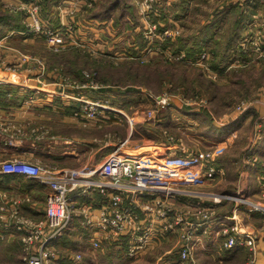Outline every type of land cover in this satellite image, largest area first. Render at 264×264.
I'll use <instances>...</instances> for the list:
<instances>
[{"label":"rangeland","instance_id":"obj_1","mask_svg":"<svg viewBox=\"0 0 264 264\" xmlns=\"http://www.w3.org/2000/svg\"><path fill=\"white\" fill-rule=\"evenodd\" d=\"M63 1H66L64 5H62ZM129 1L134 4L136 12L135 17L132 16L134 19L130 14L120 19L117 17L118 14L111 13L112 10L106 11L107 14H105L106 6L103 5L105 0H60L51 4L49 9L44 5V0H0L1 13L18 14L25 25L23 32L17 33V36L4 35L0 38V68L16 69L17 77H13L19 80L22 74L24 78L22 80H25L28 77L35 78L37 75L31 68L32 63L38 65L39 62H43L46 67L51 64L56 65L57 71L64 79L59 87L57 86L59 92L65 90L63 93L67 95L75 93L73 95L78 97H92L124 110L125 113H121L119 118L114 119L118 123L112 127V131H108L110 127L103 125L110 121L102 122V120L97 123L91 121L88 125L82 124L88 129L86 131L77 126L72 127L74 135L84 133L86 135L84 137L98 138L99 140L95 141L97 148L105 144V139H108L106 135L111 132L121 136L122 140L125 139L120 144L130 147L129 152H140L133 148L137 142H142L140 134H136L133 127H137L140 123L145 124L148 126L147 131L150 135L145 129H140L139 132L146 135L145 138L150 140L149 142L155 143L154 147H147L151 151L145 154L163 158L162 154L165 152L163 153L162 150L164 149L167 153L179 151L185 154L212 150L224 162L228 159L229 173L222 177L217 176L213 181L199 179L195 182V187L216 193H234L240 188L244 189L247 181L243 180L244 184L240 185V179L234 171L245 163L244 157L250 156L251 159L256 157L253 156L255 152L252 153L250 150V143L261 138H258L260 132L255 116L251 120V115L244 118L239 116L250 112L256 114V110L264 104V48L260 47V37L251 34L249 40L245 39L244 42L239 40L237 44H234L230 49L234 55V61L221 71L212 66L220 56L215 52L210 54L203 51L201 54H205V57H201L200 54L199 59L195 56L190 58L185 56L186 49L193 48L195 45L189 44L186 48L181 46L182 43H191L193 38L188 39L187 34L195 28L194 20L188 21L189 23L187 22L185 26L182 25V29L172 17L163 20L161 9L165 3L163 0ZM92 12L101 13L104 18L101 19ZM33 13L39 17L46 31L52 30L57 34L58 43L54 44L55 41H51L44 34L39 37L33 36L34 25L29 23V21L32 22L30 15ZM55 14L58 15L56 18L51 17ZM169 39L172 44L163 48L164 46L161 45ZM174 46H179L181 50L176 52L173 50ZM167 48H169L168 51ZM75 51L79 53H77L80 56L79 61ZM261 51L262 54H259ZM54 53H67V62H62L60 59L56 61L53 57ZM246 55L251 59H246ZM20 59H25L27 62L22 67L18 63ZM75 61H78L75 67L81 69L80 75L74 69L73 73L67 70V67L71 70L70 64H74ZM43 74L44 72L40 73L39 80L43 81ZM67 81L69 84L66 83ZM24 83L30 84V81L26 80ZM93 83L97 84L98 88L91 87ZM36 89L46 93L52 90L50 87H44L43 84H39ZM69 99L72 102L76 101L77 104L80 102ZM243 107L247 108L240 112L239 109ZM181 109L205 112L216 127L232 125L238 130L236 133L234 130L225 139L219 136L213 138L209 134L207 136L203 132L205 127L200 121ZM166 117L167 124H156V122L166 123ZM234 117H237L236 120ZM14 128L18 133L17 126ZM132 128L134 130L131 134ZM126 129L131 134L127 141ZM124 134L126 137L123 136ZM206 139L211 141L207 143ZM226 140L227 143L221 145ZM79 145L81 146L80 143ZM82 148L86 152L87 148L84 146ZM4 149H6L5 146H0V153L4 152ZM141 150L144 149L141 148ZM71 158L74 160L68 167L73 168L81 164L76 157L71 156ZM2 159L0 157V161ZM250 169L247 166L245 170L250 174ZM251 176L252 178H249L251 189L258 193L260 181L255 180L254 175ZM245 191H240V194ZM7 193L10 197L18 195L20 202L25 197V194L21 196L13 190ZM251 197L256 198V195ZM1 201L0 206H3V210L0 214H5L3 211L8 208V204ZM208 203L209 201L205 202L206 205ZM232 203L224 201L219 205L218 213L222 216L219 219L220 222L229 221L226 215L232 214L234 202ZM23 204L25 201L22 202ZM190 208L187 203L184 204L182 200L176 199L175 209L171 211V219H174L177 210H182L186 214L187 209ZM27 212L30 213V211ZM240 214L247 218L244 211ZM39 215L43 216L41 213ZM153 217L157 219L156 214ZM191 218L192 216L188 215L187 221L192 220ZM79 223L70 225L71 228L68 227L64 235L59 237L58 243L55 239L54 244L60 255L59 259L57 257V264L61 261H64V264H88L91 259L95 261V257L104 251L105 254L108 250L122 251L119 247L113 249L110 242L105 243L103 249H94L88 241L91 232L85 227L81 228ZM253 223L256 225L257 219ZM161 228L162 226L155 231L157 235L155 247L127 264H176V259L178 260L177 232L175 230L165 232ZM219 228L220 225L218 229H214L216 233ZM18 236V234L12 235L0 241V264H22L23 251L20 246L19 248L17 245L8 246L9 241H18L19 238L16 239ZM199 246H196L194 251ZM79 251L83 253L81 260L74 257ZM200 253V250L193 252L197 262L202 256V254L197 256ZM247 259L243 264H247ZM102 263L97 260L96 264Z\"/></svg>","mask_w":264,"mask_h":264},{"label":"built area","instance_id":"obj_2","mask_svg":"<svg viewBox=\"0 0 264 264\" xmlns=\"http://www.w3.org/2000/svg\"><path fill=\"white\" fill-rule=\"evenodd\" d=\"M30 18L32 22L29 23L34 25V36L44 34L55 41L54 44L59 42L55 32L43 28L38 16L33 13ZM201 57L204 58L205 54H201ZM203 61L205 62L204 59ZM37 66L40 73L45 72L43 62H39ZM6 80L0 78L1 82ZM66 83L69 84L68 81ZM91 85L98 87L94 83ZM73 94L75 93L64 96L80 101L78 104L74 102L73 116L83 125H88L91 121H111L125 113L102 100ZM130 123L133 122L130 120ZM257 126L261 134L264 104L261 105ZM3 127L0 121V146L22 153L23 149L16 143L15 133L8 132L7 126ZM133 130L132 128L131 134ZM131 134L129 132L126 141ZM111 137L117 143L125 141L115 134L110 135L105 143H109ZM65 146L76 152L78 157L85 154L77 141H66ZM215 156L216 153L212 150L190 157L179 155L167 158L145 153L130 155L111 151L98 164H81L73 168L46 163L36 157L17 155L4 158L0 161V173L25 175L44 184L48 190L45 214L42 217L28 216L23 212L22 202H31L28 195L21 202L14 197L10 201L6 200L8 208L3 211L5 214H0V237H6L5 231L11 228L22 232V264H52L60 257L54 244L55 239L62 237L70 225L80 221V227L91 232L88 241L94 249H103V245L110 242L114 247H119L124 256L135 259L155 247V231L162 226L161 230L165 232H177L176 264H193L194 249L202 245L203 237L222 217L218 213L219 205L224 201H233L232 214L226 215L229 221L221 222L223 245L227 249H247V264H264V254L258 255V242L264 238V175L260 177L256 198L244 193H216L195 187L198 178L213 181L224 173V168L216 162ZM193 165L199 166L194 169ZM176 199L191 207L187 209V217L184 211L177 210L174 219H171ZM207 201L209 203L206 205ZM2 210L3 206H0V211ZM241 211L246 213L248 222H244ZM155 214L157 219L153 217ZM188 215L192 216V220L187 221ZM255 215L263 220L262 230L257 229L253 223ZM74 257L81 260L82 251L77 252ZM63 262L60 264H64Z\"/></svg>","mask_w":264,"mask_h":264},{"label":"crops","instance_id":"obj_3","mask_svg":"<svg viewBox=\"0 0 264 264\" xmlns=\"http://www.w3.org/2000/svg\"><path fill=\"white\" fill-rule=\"evenodd\" d=\"M60 1V0H58ZM62 5L66 3V1H63ZM165 2L163 4L164 8H168L169 11H165L162 13L163 20L169 19V17L173 19L177 23V25L185 26L187 25V22L190 20H194L195 22V28L193 30L189 31V38H193L191 43H182L181 46H185L183 48H186L189 44H195L193 49H195L194 56L196 59H199L200 54L203 51H207L211 54V52L219 53L221 54L222 51L227 50L228 48V42L227 38L231 33V28L234 25V21H236L235 14L232 11H228V7L231 4H238L241 6V19L244 23L241 33L243 34L242 40L243 42L245 39H248L251 37V34H255L260 37V47L262 46L264 48V0H254L253 2H245L244 0H163ZM183 3L184 8H181V4ZM205 3V5H204ZM163 8V9H164ZM62 10V9H61ZM61 14V13H60ZM58 15H51V17L56 18ZM61 18H63V15L61 14ZM192 18V19H191ZM239 18V17H238ZM169 22V21H168ZM189 23V22H188ZM172 25V24H171ZM170 25V26H171ZM183 29V27H182ZM23 32V31H22ZM260 32V33H259ZM18 31L12 30L10 31L7 36L16 35L17 36ZM259 34V35H258ZM34 36V35H33ZM36 37V36H34ZM196 39L194 40V38ZM170 42L171 39H169ZM238 42V41H237ZM236 42V43H237ZM167 46H170L167 45ZM234 46V45H233ZM232 46V47H233ZM8 47V46H7ZM231 47V48H232ZM261 48V49H263ZM169 48H167L168 51ZM231 52V51H230ZM256 55V53H254ZM262 54V51L261 53ZM19 64L22 65L26 64L25 59H20ZM33 71L35 74L39 75L40 69L39 67L32 63L31 65ZM51 67L47 65L46 70L44 72L43 81L39 80V77L36 75L35 78L28 77L25 80L23 78V75H20V79L17 80L13 76L17 77V71L14 70H8V69H2L0 68V78L7 79L4 82V84H11L15 87H17V92L21 94V99L16 105H1L0 104V121L3 123L4 126H7L8 132H14L16 137V143L18 146L23 149L22 153H16L14 150L4 149V152L0 153L1 158H8L11 156H25L29 158H39L42 161L50 164H54L60 167L69 168L68 166L72 165V159L71 156H74L77 158L78 162L81 164H98L100 163L106 155L111 151H121L127 154H135L138 155V153H148L151 151V149H147V147H154L155 143L149 142L145 137L143 133H140V129H147L148 126L145 124H139L137 127H133L135 129L136 134H140V140L141 143H138L133 146L137 151H128L127 146H124L120 143H117L115 141V138L111 137L109 143H105L100 148H97L98 145L95 141H98L99 139L84 137L86 136L84 133L81 135H74L72 132V127L77 126L81 129H86L80 121H78L73 116V111L75 109L74 102H72L70 99H68L66 96H64V91L59 92L57 86L59 87L60 82L63 79V77L59 74L57 71V68L54 66ZM25 75V74H24ZM30 81V84L24 83L25 81ZM43 84L44 87H50L52 89L48 93L45 91H40L36 89V87L39 86V84ZM43 82V83H42ZM92 87V86H91ZM94 88V87H93ZM98 88V87H97ZM70 90V89H68ZM11 93H8V96ZM255 110V109H253ZM261 113V108L256 110V114L254 113H245L239 117H245L251 115L250 120L252 118L256 119V123L259 119ZM248 114V115H247ZM257 116V118H256ZM247 117V118H248ZM237 117H234V120H236ZM242 118V119H243ZM118 123V121L111 120L110 122L103 124L106 125L108 128V131H112L115 127V124ZM102 125V126H103ZM118 125V124H117ZM120 125V124H119ZM17 126L18 133L15 131V128ZM13 127V128H12ZM235 127H231L221 137L225 139L229 134H231L234 130L235 133L238 130ZM258 128V126H257ZM107 131V130H106ZM105 131V132H106ZM115 132V131H114ZM126 132L128 135L129 131L126 129ZM134 133V134H135ZM234 133V136L236 134ZM115 133H108L106 136H110ZM105 135V134H104ZM124 134L123 136L126 137ZM79 136V137H78ZM148 137V136H147ZM260 137V134L258 135V138ZM261 140L257 139L254 140L252 143H250V150L251 152H255L253 157L251 159L250 156H247L243 158V161L245 162L242 164V167H240L237 171H234L238 179H240L239 184H244L243 180L247 181V186L244 185V189H238L237 192L234 193H241L240 191H245L244 194H247L251 197V195H256L257 193L253 192L251 189L250 179L252 178L251 175H254L255 180L260 181V177L264 175V126L262 127L261 132ZM77 141V143H80L82 150H84L82 147L84 146L86 149L85 154L82 158L76 156V152L70 151L65 146V142L69 140ZM106 140V139H105ZM88 142V143H87ZM157 143V142H156ZM227 143L226 141H223L221 145H224ZM230 144V143H229ZM168 148L167 146H165ZM131 148V149H133ZM143 148L144 150H141ZM93 151V153H92ZM167 150L164 149L162 152V156L164 157H177L179 155L181 156H192L193 154L200 153L202 151H196L193 152V154H185L182 152H166ZM83 152V151H82ZM92 153V154H91ZM82 156V155H81ZM200 157V156H197ZM218 157L215 156L216 162H218ZM253 161V162H252ZM229 162V161H228ZM80 164V165H81ZM219 165H221L224 168V173L219 174V177L224 176L227 172L229 173V164L228 166H225L218 162ZM253 164V166H251ZM199 165H193L192 168L197 169L196 167ZM250 167V174L246 169V167ZM201 179L202 178H198ZM21 181L23 183H16L15 181ZM260 185V183H259ZM258 185V189H259ZM239 187V186H238ZM236 188V187H235ZM234 188V190H235ZM27 190L29 191L30 198H32L31 206L33 211H35L38 215L41 213V215L45 214V197L47 194L48 187H46L44 184L40 183L36 179H31L26 177L25 175H19V174H3L0 173V201L2 200L3 203L8 204L6 202L10 201L12 197L10 195H7L9 191H15L18 192L22 196V192L19 190ZM257 189V190H258ZM252 191V192H250ZM17 193V194H18ZM4 194L6 196H4ZM14 198H18V195H13ZM1 201V202H2ZM232 203V201H228ZM26 204V203H25ZM222 204V203H221ZM233 204V203H232ZM24 205V204H23ZM38 205V206H37ZM41 205V206H40ZM44 206V207H43ZM245 219L246 222L249 221L247 218ZM257 219V223L255 227L257 229L262 230L263 229V220L258 215L254 217V220ZM80 222V221H79ZM254 222V221H253ZM78 223V222H77ZM217 233L215 232V228L218 229ZM221 222H217L215 225H212L210 232L206 234L203 237V243L196 251L200 250V254L197 256H202L199 258V261L197 262V257L194 259L193 264H197L200 261L204 259V256L207 254L218 256L215 257L216 264H222L225 257H228L230 252H234L236 249H227L223 245L224 237L221 235ZM258 248H259V256H262L264 254V238H261L258 242ZM240 249V248H239ZM241 254L238 259L240 262L238 264L246 263L248 250L247 249H241ZM204 254V255H203Z\"/></svg>","mask_w":264,"mask_h":264},{"label":"trees","instance_id":"obj_4","mask_svg":"<svg viewBox=\"0 0 264 264\" xmlns=\"http://www.w3.org/2000/svg\"><path fill=\"white\" fill-rule=\"evenodd\" d=\"M57 1L58 0H44V2H45L44 5L48 6V9H49L51 4H53V3L55 4ZM182 1H185V0H182ZM103 5L106 6L105 14H107L106 11L112 10L111 13H114L116 15L118 14L117 17L120 18V19H123L124 15H126V14H130L131 17L132 16L135 17V14H136V12L134 10V4L131 3V1H129V0H107V1L105 0ZM128 7H130V8L128 9ZM163 8H164V6L161 7V9L164 10L163 12L168 10L167 7L164 8V9ZM181 8L182 9L184 8L183 3L181 4ZM232 9H233V12H234L235 17H236L237 20L234 21V25L231 28V33H230V35L227 38V42L229 43L228 44L229 46H228L227 50L224 49V51L221 52V54L219 56V60L217 62L216 61L213 62V65H212V66H214V68L220 69L221 71H224L226 69V67H228L231 64L232 61H234V55L230 52V49H231V47L234 44H237L236 43L237 41L242 40L241 38L243 37L242 36L243 34L241 33V29L244 26L243 25L244 23L242 22V19L240 18L241 17V13H242L241 12L242 8H241L240 5L234 3V4L229 5L227 10L228 11H232ZM92 14L95 15V16H98L101 19L104 18V17H102L101 13H93L92 12ZM24 29H25V25H24V23H22L21 17L18 14L17 15L16 14H6V13L3 14L0 11V38L3 37L4 35H7L12 30H17L18 33H22V31ZM169 44L171 45L172 42L167 40L161 46L162 47L164 46L163 48H165V46H167ZM185 46H182V47H185ZM173 50H175L176 52H179L181 49H180L179 46H174ZM195 51L196 50L193 49V48H187L185 56L187 58L194 57ZM77 53L78 52H76L77 60L79 61V57L80 56L78 55L79 53L78 54ZM66 54L67 53H64V54L54 53L53 57H54V59L56 61H57V59H60V60H62V62L66 63L67 60H68L66 58V56H67ZM217 54H219V53L217 52ZM247 58L249 60L251 59V57L246 55V59ZM237 60H239V59H237ZM69 61H71V60L69 59ZM78 61H75L74 64L73 63L70 64L73 67L72 68L70 66L71 70H69L68 67H67V70L70 73L71 72L73 73V69H74L78 75L81 74L80 71H79L81 69L75 67L76 62H78ZM59 62H61V61H59ZM251 62H253V61H251ZM251 62H249V63H251ZM54 66H56V65H52L51 64L50 67L52 68ZM60 70H62V68ZM76 73H74V74H76ZM16 88L17 87H15V86H13L11 84L0 83V104L1 105L2 104L3 105H8V106L9 105H16L20 101L22 95L17 92ZM8 93H11L10 94L11 96H8ZM181 110L186 112L187 115L198 119L200 121V123L205 127L203 132L207 136L209 134L213 138H215L214 136L221 137L222 135L227 133V131L232 127V125H229L227 127L226 126H224V127H216V125L212 122V119H210L209 115L207 113H205V112L198 111V110H196V111L195 110L194 111H189V110L187 111L186 109H181ZM209 119H210V121H209ZM160 123L161 124H167V117H166V123H164V122H156L157 125H161ZM145 130L147 131L148 129H145ZM148 134L150 135L149 132H148ZM206 141L208 143L211 140L206 139ZM217 159H218L217 161L220 162L221 164H223L225 166H228L227 165L229 163L227 161L228 159H225L226 162L221 160V157H219ZM15 182L16 183H23V182H21L19 180L15 181ZM19 190L23 194L30 196L29 195V191L21 190V189H19ZM31 202H32V200H31ZM31 202L30 201L29 202L25 201L26 204L21 206L23 212L25 213V215H28V216L29 215L33 216V217L40 216L35 211H33L32 206H31ZM27 211H30V213H28ZM1 225H2V221H0V226ZM5 232L7 234L6 237H4V238L0 237V241H4V240L10 238L12 235L18 234L19 236L16 237V239L19 238V240L16 241V242L9 241L8 246L12 247V245H17V248H19V246H20L21 250L23 251V249H22L23 242H22V239H21L22 232H20V231L17 232L13 228H11V229H9L8 231H5ZM60 238H57L55 242L58 243ZM114 248L115 247L113 246V249ZM241 249H244V248L236 249L234 252H230L231 254H229L228 257H225V259H224L222 264H238L240 262L238 257H240L241 254H243V252H241ZM98 255H99L98 257H95V259H96L95 261H94V259H91V262H89L88 264H96L97 260L102 261L103 262L102 264H104L105 262L109 263V264H124V263L127 264V263H130L131 261L134 260V259H131L129 257L124 256L118 249H117V251L115 249L114 250H108V251H106V254H105V251H104L102 253H99ZM215 257H218V256H214V255L212 256L210 254H207V255L204 256V259L202 261H200L199 263H197V264H216L215 263L216 262ZM56 264H57V262H56Z\"/></svg>","mask_w":264,"mask_h":264}]
</instances>
